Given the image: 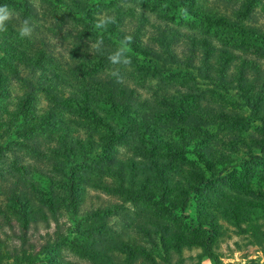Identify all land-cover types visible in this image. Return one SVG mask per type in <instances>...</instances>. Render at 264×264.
Listing matches in <instances>:
<instances>
[{"label": "rangeland", "instance_id": "374dc122", "mask_svg": "<svg viewBox=\"0 0 264 264\" xmlns=\"http://www.w3.org/2000/svg\"><path fill=\"white\" fill-rule=\"evenodd\" d=\"M27 1L0 0V264H215L208 235L264 264V46L226 27L264 36V0Z\"/></svg>", "mask_w": 264, "mask_h": 264}, {"label": "trees", "instance_id": "16d2710c", "mask_svg": "<svg viewBox=\"0 0 264 264\" xmlns=\"http://www.w3.org/2000/svg\"><path fill=\"white\" fill-rule=\"evenodd\" d=\"M8 2L14 3V4H22L27 8L28 6V1L27 0H6ZM79 3V2H76ZM78 5H81L80 3ZM78 8H81V6H78ZM83 12V14H82ZM72 14H74L71 11ZM77 14L81 15L80 17L83 19L84 23L91 28V30H93L94 32H98L101 33L102 35H106L108 36L109 34L107 33L106 29L104 27L102 28H98L97 25L101 24L100 22H98L95 17L91 18V17H87V11H82L81 9H79L78 11H76ZM96 16V15H94ZM119 18V17H118ZM213 20L207 19L208 22H212L213 25H218L219 24V20L217 19L216 16L212 17ZM220 25V24H219ZM226 27L235 32L240 34L241 36L247 37L249 38V40H257L258 44H262L264 46V36H256L254 34H250V33H246L245 31L239 29L237 27V25L235 24H229L226 25ZM114 33H116V38H119L118 35H120L118 30H114ZM162 36L165 38V34L162 33ZM113 37V36H112ZM123 39V38H122ZM125 41V40H124ZM122 41V42H124ZM127 43V41H125ZM206 42H211L210 39L208 38V40H206ZM131 48V47H130ZM131 52L132 54H130V57L133 59L138 58L137 56L139 55L138 53V49L136 47L131 48ZM149 63H155V62H151L148 61ZM155 66L158 68L159 64H155ZM255 72H258L259 69H257L256 66L253 67ZM252 70V69H251ZM250 70L249 69H244L243 67H241L240 69V74L242 76V78L244 79V77L246 76L247 73H249ZM2 80V76L0 75V83ZM239 88L241 90V86H244V84L242 83V79L239 80ZM215 88H217V90L219 91H225L226 93H230L231 88L227 85L221 84V85H215ZM246 90V89H245ZM242 92V91H241ZM244 92V91H243ZM245 94H247V97H243L244 103L246 104V107H248L249 109L252 110L251 115L249 116V119L251 120L252 123L255 122H260L261 123V128L264 131V117H259L257 114H259V112L264 111V108H262V105L264 106V84H260V89L255 93L254 89H247L245 92ZM259 107V109H258ZM113 110H115V114L117 112V116L120 119H123V113L119 112L118 109H116L115 107L113 108ZM94 114V113H93ZM243 120V119H242ZM249 120V121H250ZM103 148H105V146H102ZM261 152H264V150H262ZM210 183V180H206V181H201V183ZM196 191H199V186L197 187ZM190 199H186L183 203V208L182 210H185L186 206L189 204ZM204 253L205 256H207L211 261H213L215 264L217 263V257L214 253L213 247L211 245V236L208 235V239L205 242L204 245Z\"/></svg>", "mask_w": 264, "mask_h": 264}, {"label": "clouds", "instance_id": "9594fccd", "mask_svg": "<svg viewBox=\"0 0 264 264\" xmlns=\"http://www.w3.org/2000/svg\"><path fill=\"white\" fill-rule=\"evenodd\" d=\"M17 14L18 13L8 5L6 4L0 5V32H3L7 29V26L13 21L14 17ZM103 26H104L103 23L97 25L98 28H102ZM31 32H32V26L29 20L25 19L22 26L19 28V35L21 37H29L31 35ZM97 46L99 47V43ZM124 52H125L124 48L121 47L117 49L115 52L111 53L108 56V59L114 65L121 63L127 65L130 63V59L125 56Z\"/></svg>", "mask_w": 264, "mask_h": 264}]
</instances>
